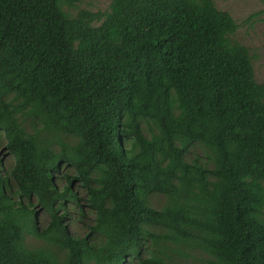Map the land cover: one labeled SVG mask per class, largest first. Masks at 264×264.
Returning <instances> with one entry per match:
<instances>
[{
  "label": "trees",
  "instance_id": "obj_1",
  "mask_svg": "<svg viewBox=\"0 0 264 264\" xmlns=\"http://www.w3.org/2000/svg\"><path fill=\"white\" fill-rule=\"evenodd\" d=\"M81 1L0 0V264H264V82L239 25L213 0L64 10Z\"/></svg>",
  "mask_w": 264,
  "mask_h": 264
},
{
  "label": "rangeland",
  "instance_id": "obj_2",
  "mask_svg": "<svg viewBox=\"0 0 264 264\" xmlns=\"http://www.w3.org/2000/svg\"><path fill=\"white\" fill-rule=\"evenodd\" d=\"M112 0H82L77 7L68 8L63 6L64 10L74 15L79 10H88L91 12L107 11ZM216 7L229 13L232 18L239 25V28L232 37V40L239 42L243 46L247 47L253 56V66L255 71L256 81L259 83L264 82V0H213ZM4 143L5 140L0 137V154H3L4 165L6 170H10L14 164L15 159L11 155H4ZM201 154V153H200ZM61 185L62 182L60 183ZM78 196L81 198L79 201L83 210L86 209L84 201L83 189L75 186ZM31 202L36 204V198L32 197ZM165 198L163 195H152L150 198V205L156 209L161 208L164 205ZM67 227L74 234H83L85 223H89L92 220V215L88 212L83 218V223H79L78 209L73 203L67 206ZM38 224L42 228L48 224L50 218L47 213L42 210L38 211ZM27 242L35 245L37 241L32 237L26 238ZM207 255L200 252L192 253L191 257L183 259L185 264H206L205 260ZM183 264L176 260V264Z\"/></svg>",
  "mask_w": 264,
  "mask_h": 264
}]
</instances>
